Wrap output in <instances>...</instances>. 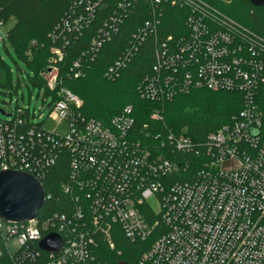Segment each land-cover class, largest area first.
Returning <instances> with one entry per match:
<instances>
[{
  "label": "built area",
  "instance_id": "obj_1",
  "mask_svg": "<svg viewBox=\"0 0 264 264\" xmlns=\"http://www.w3.org/2000/svg\"><path fill=\"white\" fill-rule=\"evenodd\" d=\"M136 1L120 0L117 8ZM146 1L152 20L133 34L117 68L136 55L148 35L156 39L164 4L191 14L187 35L156 39L155 71L140 85L141 96L170 100L205 88L240 93L243 108L202 142L170 131L164 138L155 135L159 148L143 145L135 139L131 107L109 122L80 113L83 101L61 86L55 64L63 54L53 50L58 57L40 76L54 92L48 116L68 119L69 131L61 135L47 129L25 108L0 118V173L25 172L44 187L58 152L65 150L72 184L64 189L76 204L46 218H39V211L27 222L0 217V264H113L101 253L116 249L120 233L147 242L135 264H264V37L206 0ZM101 2L88 3L87 11ZM81 20H65L63 30L79 32ZM105 35L93 41V49L109 41V32ZM81 65V59L74 63L75 77L81 76ZM152 119L161 116L154 113ZM180 175L184 180L176 179ZM153 196L158 211L149 203ZM50 233L62 238L57 253L40 248Z\"/></svg>",
  "mask_w": 264,
  "mask_h": 264
},
{
  "label": "trees",
  "instance_id": "obj_2",
  "mask_svg": "<svg viewBox=\"0 0 264 264\" xmlns=\"http://www.w3.org/2000/svg\"><path fill=\"white\" fill-rule=\"evenodd\" d=\"M119 1L102 0L88 12L87 4H95L97 0H0V20L4 26L8 18L16 19L7 39L33 71V83L46 95L52 96L54 92L49 90L40 73L53 65L52 60L58 57L53 50H61L63 59L55 64L60 72L61 86L83 101L80 113L88 119L109 122L126 107H131L135 118V139L141 140L143 145L159 148L160 140H155V135L158 133L164 138L170 131L202 142L210 133L230 123L243 108V98L237 92L198 88L161 101L146 100L141 96L140 85L155 71L158 44L169 36L176 39L187 35L189 30L185 23L191 11L164 4L163 14L158 16L160 23L156 39L160 42L156 43L153 35H148L136 55L117 68L116 63L131 47L133 34L152 20L146 0L133 2L123 10L117 8ZM206 1L264 37V6L255 7L250 0ZM77 17L82 19L79 32L63 30L65 20L73 21ZM105 32H109V41L99 49H93V41L100 34L105 37ZM79 59L82 74L75 77L74 63ZM112 67L114 70L110 72ZM10 81L11 71L0 55V86L7 87ZM154 113L160 114L161 119H152ZM24 114L27 115L28 110ZM57 156L56 164L43 183L50 198L40 210L39 218L75 208L74 196L64 189L65 185L72 184L71 159L65 150L59 151ZM176 179L184 180V177L180 175ZM115 244L116 249L112 252L101 253L113 264H135L147 248V242H133L121 233L115 238Z\"/></svg>",
  "mask_w": 264,
  "mask_h": 264
},
{
  "label": "rangeland",
  "instance_id": "obj_3",
  "mask_svg": "<svg viewBox=\"0 0 264 264\" xmlns=\"http://www.w3.org/2000/svg\"><path fill=\"white\" fill-rule=\"evenodd\" d=\"M15 24V18H8L0 31V37L4 38V41L0 40V55L11 71L9 85L0 86V118H6L3 112L13 115L17 108L22 107L29 110L34 122L43 124L44 127L57 134L66 135L70 127L69 120L59 121L48 116L50 96L33 83V71L7 39L8 32ZM149 203L155 211L160 209L156 196H153Z\"/></svg>",
  "mask_w": 264,
  "mask_h": 264
},
{
  "label": "water",
  "instance_id": "obj_4",
  "mask_svg": "<svg viewBox=\"0 0 264 264\" xmlns=\"http://www.w3.org/2000/svg\"><path fill=\"white\" fill-rule=\"evenodd\" d=\"M250 2L255 7L264 6V0H250ZM3 114L9 115L4 112ZM45 201V189L32 175L20 171L0 173V217L2 219L15 222L35 219ZM39 245L46 252L57 253L62 249L63 241L58 234L50 233L41 240Z\"/></svg>",
  "mask_w": 264,
  "mask_h": 264
}]
</instances>
